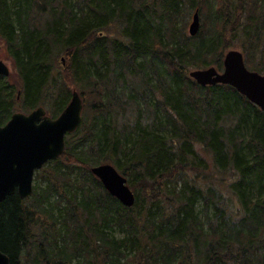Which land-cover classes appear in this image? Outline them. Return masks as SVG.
Returning <instances> with one entry per match:
<instances>
[{
    "label": "trees",
    "instance_id": "obj_1",
    "mask_svg": "<svg viewBox=\"0 0 264 264\" xmlns=\"http://www.w3.org/2000/svg\"><path fill=\"white\" fill-rule=\"evenodd\" d=\"M230 1L0 0V43L22 81L0 78V124L19 91L28 108L51 101L52 117L74 89L84 98L32 196L0 203L11 264H264V111L190 76L223 69L240 32L264 73V0ZM102 163L127 178L133 206L92 173Z\"/></svg>",
    "mask_w": 264,
    "mask_h": 264
},
{
    "label": "water",
    "instance_id": "obj_2",
    "mask_svg": "<svg viewBox=\"0 0 264 264\" xmlns=\"http://www.w3.org/2000/svg\"><path fill=\"white\" fill-rule=\"evenodd\" d=\"M199 30L200 15L196 11L189 31L196 35ZM0 74H10L9 66L1 59ZM190 76L202 86L229 84L264 110V74L249 69L240 50L232 49L225 54L222 71L211 66L194 69ZM83 107L82 97L74 91L70 103L57 118L46 115V110L39 107L29 115L15 113L6 125H0V203L14 193L22 198L32 195L35 171L63 154L66 135L80 125ZM91 171L111 195L125 206L134 205V191L113 164L103 163ZM0 264H11L10 257L2 250Z\"/></svg>",
    "mask_w": 264,
    "mask_h": 264
},
{
    "label": "rangeland",
    "instance_id": "obj_3",
    "mask_svg": "<svg viewBox=\"0 0 264 264\" xmlns=\"http://www.w3.org/2000/svg\"><path fill=\"white\" fill-rule=\"evenodd\" d=\"M229 2H231L230 0H229ZM232 2H235L234 0H232ZM231 6H232V4H231ZM237 6V5H236ZM233 7V6H232ZM238 8H239V6H238ZM234 9V8H233ZM240 10V9H239ZM241 12V11H240ZM193 13V12H192ZM192 13L190 14V16H189V19H188V22H187V24H186V31L188 32V25H189V23L191 22V19H192ZM238 13V12H237ZM236 13V14H237ZM242 13V12H241ZM235 14V15H236ZM243 15V19H242V21H244L245 19H246V17L247 18H249V15L247 14V13H243L242 14ZM202 21V20H201ZM202 23H203V21H202ZM244 40H245V38H244V36L242 37V34H241V32H240V37L238 36V38H236L235 40H234V42H232L231 43V46H229L225 51H224V55H225V53H227V51H229L230 49H237V50H240V51H242L243 53H244V55H246V51H245V49L242 47V45H243V43H244ZM224 55H223V57H222V59L224 58ZM63 58V67L65 66V58L64 57H62ZM0 59H2V60H4L7 64H8V66L10 67V74L7 76V77H3L4 79H6L7 80V82H9V83H11V84H14V85H17V84H21V78L19 77V75H18V73H17V70H16V68H15V65H14V62H13V60H12V58H11V56H10V54H9V51H8V48H7V45H5V43L4 42H1L0 43ZM245 59H246V57H245ZM190 70H192V68L190 69ZM63 72V70H61L60 72H56V75L57 76H60L61 75V73ZM61 78L62 77H60V78H58V79H60L61 80ZM51 80H52V78H51ZM54 82H55V80H54ZM72 90L74 89V88H71ZM74 90H78L79 91V89H74ZM79 93H80V95H81V92L79 91ZM17 96H18V94H17ZM81 97H83V95H81ZM83 99V102H84V98H82ZM53 104H52V102L51 101H48V100H46L45 102L43 101V104L41 105H37L35 108H37L38 106H43V107H45V109L47 110V113H48V115H51V113L49 112V110H50V107L52 106ZM14 110L15 111H21V112H24V113H29L31 110H33L32 108H28V107H25V106H23V103H22V100L20 99V98H18V99H16V103L14 104ZM34 108V109H35ZM99 125H100V121H99V123H98V127H99ZM34 184H35V180H34Z\"/></svg>",
    "mask_w": 264,
    "mask_h": 264
},
{
    "label": "flooded vegetation",
    "instance_id": "obj_4",
    "mask_svg": "<svg viewBox=\"0 0 264 264\" xmlns=\"http://www.w3.org/2000/svg\"><path fill=\"white\" fill-rule=\"evenodd\" d=\"M0 78H1V76H0ZM19 93H20V91H19ZM19 93H18V98H20ZM14 112H15V111H14ZM7 122H8V120H7L6 122L2 123V124H6Z\"/></svg>",
    "mask_w": 264,
    "mask_h": 264
},
{
    "label": "bare ground",
    "instance_id": "obj_5",
    "mask_svg": "<svg viewBox=\"0 0 264 264\" xmlns=\"http://www.w3.org/2000/svg\"><path fill=\"white\" fill-rule=\"evenodd\" d=\"M16 99H18V96H17V98Z\"/></svg>",
    "mask_w": 264,
    "mask_h": 264
}]
</instances>
